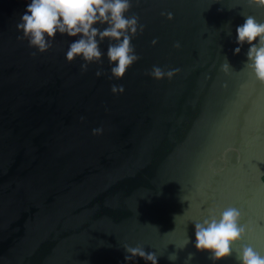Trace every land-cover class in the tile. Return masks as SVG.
<instances>
[{
  "label": "water",
  "instance_id": "1",
  "mask_svg": "<svg viewBox=\"0 0 264 264\" xmlns=\"http://www.w3.org/2000/svg\"><path fill=\"white\" fill-rule=\"evenodd\" d=\"M29 2L0 0V264H150L125 262L124 245L157 264H185L189 252L188 264H212L193 246V222L230 206L248 229L240 244L264 254V83L243 68L249 45L233 54L240 13L264 21V9L132 0L140 59L109 79L107 39L103 63L85 72L65 59L77 37L57 33L31 55L16 29ZM154 65L179 71L156 79Z\"/></svg>",
  "mask_w": 264,
  "mask_h": 264
},
{
  "label": "clouds",
  "instance_id": "2",
  "mask_svg": "<svg viewBox=\"0 0 264 264\" xmlns=\"http://www.w3.org/2000/svg\"><path fill=\"white\" fill-rule=\"evenodd\" d=\"M246 4L264 9V0H246ZM131 8L132 0H30L16 23V29L21 33L17 38L27 41L29 48L36 49L31 53L35 56L37 52L43 53L52 47L57 33L77 37L69 44L65 59L72 62L77 57L81 58V72L87 71L91 63H103L105 53L99 45L107 39V60L109 65L114 64L110 68L109 79H121L126 70L140 59L131 40L143 32L144 25L139 24L136 14L126 16ZM168 15L170 18L171 14ZM240 15L245 19L235 29V43L238 46L233 49V54H239L243 45H249L243 68L250 70L256 80L264 83V21H258L253 15L245 16L243 12ZM152 43L155 44L156 40ZM173 47L179 48V42H175ZM220 67L225 72L232 69L227 58ZM177 71L179 69L165 71L154 65L147 75L156 79L171 78ZM103 74L102 68H98L95 73L97 77ZM110 90L118 94L123 93L124 88L122 85H112ZM102 132V127L92 129L94 135ZM241 220L242 212L236 207L210 209L206 218L193 222L194 248L197 252H207L212 264L233 255L238 264H264V254L251 245L240 244L248 230ZM190 242L193 241L186 239L179 249L185 248ZM123 247L127 253L124 256L125 262H134L139 257L150 264H157L158 256L155 252H146L139 245ZM192 257L193 253L189 252L185 264ZM167 258L175 261L178 257L173 252Z\"/></svg>",
  "mask_w": 264,
  "mask_h": 264
},
{
  "label": "trees",
  "instance_id": "3",
  "mask_svg": "<svg viewBox=\"0 0 264 264\" xmlns=\"http://www.w3.org/2000/svg\"><path fill=\"white\" fill-rule=\"evenodd\" d=\"M263 180H264V176H263Z\"/></svg>",
  "mask_w": 264,
  "mask_h": 264
}]
</instances>
